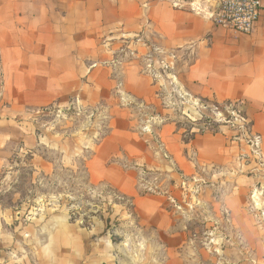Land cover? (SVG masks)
<instances>
[{
	"label": "rangeland",
	"instance_id": "1",
	"mask_svg": "<svg viewBox=\"0 0 264 264\" xmlns=\"http://www.w3.org/2000/svg\"><path fill=\"white\" fill-rule=\"evenodd\" d=\"M145 42L143 31L105 37L110 58L92 66L105 70L112 86L101 91L99 101L77 96L67 106L43 110L38 125L48 140L39 155L46 162L35 164L33 153L16 154L18 164L6 187L19 194L24 211L30 207L37 227L60 218L69 238L85 239L89 252L109 255V264H264V167L246 142L253 132L245 108L235 104V121L229 103L193 94L181 73L188 55L175 52L173 58ZM130 70L149 81L153 98L135 94L143 83L127 85ZM224 126L239 138L234 168L224 173L205 167L200 177H189L177 167L170 137L188 144ZM107 145L109 157L96 158ZM143 148L145 162L131 157L143 156ZM186 154L195 162V151ZM252 175L257 180L240 198L237 179ZM150 195L164 197L161 206L174 225L166 234L138 216L135 197ZM244 205L254 233L238 226L246 224V217L235 212ZM55 224L52 237L58 238Z\"/></svg>",
	"mask_w": 264,
	"mask_h": 264
},
{
	"label": "crops",
	"instance_id": "2",
	"mask_svg": "<svg viewBox=\"0 0 264 264\" xmlns=\"http://www.w3.org/2000/svg\"><path fill=\"white\" fill-rule=\"evenodd\" d=\"M199 1L0 0V264L110 262L109 255L89 252L85 239L69 238L67 225L60 218V222L55 219L51 223H56L55 233L61 234L58 238L52 237L51 224L37 227L30 207L24 211L17 203L19 194L5 185L15 173L16 154L33 153L35 164L46 162L39 155L48 140L38 125L43 110L67 106L77 96L84 102L99 101L101 91L112 86L108 73L92 66L110 58L103 44L105 37L143 31L146 41L166 52L188 55L181 73L190 92L243 106L264 152V19L251 34L232 33L192 11ZM126 77L128 86L141 87L143 83V90L135 94L144 100L154 97L146 78L139 79L132 70ZM230 134L224 126L220 132L201 135L188 144L173 135L170 147L177 167L189 177H200L199 169L205 167L224 173L234 168L237 149ZM105 149L107 154L101 155ZM190 150L196 153L195 162L187 159ZM98 151L96 158L101 160L111 154L108 145ZM144 156L145 148L143 156L131 157L145 162ZM256 180L254 175L238 178L236 195L246 197ZM128 193H134L133 188ZM7 197L16 198L15 204H5ZM163 201L161 195L134 199L141 221L166 234L174 225L161 206ZM235 212L247 220L239 228L254 233L246 205Z\"/></svg>",
	"mask_w": 264,
	"mask_h": 264
},
{
	"label": "built area",
	"instance_id": "3",
	"mask_svg": "<svg viewBox=\"0 0 264 264\" xmlns=\"http://www.w3.org/2000/svg\"><path fill=\"white\" fill-rule=\"evenodd\" d=\"M215 4L218 5L216 9L213 8ZM191 10L210 19L216 27H221L236 34L253 33L264 19V5L262 0H200L195 6H192ZM143 40H145L144 37ZM147 42H145V45H151L155 52L169 53L158 45L146 44ZM171 56L174 58V53H171ZM236 107L238 106L235 104L229 105L230 110H233L232 114L235 116V121L238 120ZM232 139L239 138L235 136ZM246 142L250 148V152L252 151L254 158L258 161V164L264 167V153L261 149L260 136L251 133L247 137ZM256 206L255 203L253 206L255 210ZM261 210L262 220L264 222V208Z\"/></svg>",
	"mask_w": 264,
	"mask_h": 264
},
{
	"label": "water",
	"instance_id": "4",
	"mask_svg": "<svg viewBox=\"0 0 264 264\" xmlns=\"http://www.w3.org/2000/svg\"><path fill=\"white\" fill-rule=\"evenodd\" d=\"M217 6H218V5H217V4H215V5L213 6V8H214V9H216V8H217Z\"/></svg>",
	"mask_w": 264,
	"mask_h": 264
}]
</instances>
